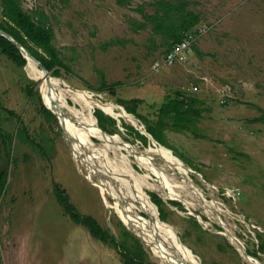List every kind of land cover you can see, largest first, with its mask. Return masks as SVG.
<instances>
[{
  "label": "rangeland",
  "instance_id": "obj_1",
  "mask_svg": "<svg viewBox=\"0 0 264 264\" xmlns=\"http://www.w3.org/2000/svg\"><path fill=\"white\" fill-rule=\"evenodd\" d=\"M128 1L22 3L30 13L38 9L49 16L54 43L71 68L70 72L62 70V76L54 80L111 103L113 115L139 132L136 127L145 131L140 126L144 123L125 112L115 98L142 99L141 113L151 118L153 107L177 92L196 94L206 101L207 109L198 123L199 133L205 137L167 133L168 142L194 167L151 139L145 145L122 123L119 126L117 122L119 128L111 134L141 151L166 148L182 162L180 168L178 161H168L156 151L151 156L161 173L144 177L142 188L165 200V222L202 264H252L214 225L220 219L240 244L252 251L259 247L258 234H264V122L253 121L263 114L259 108L264 110V0H188L189 9L201 16L194 29L200 35L196 37L192 31L183 39L191 46L186 63L176 62L159 71L154 70V63L168 49L167 39L155 35L151 25L133 29V20L143 21L141 9L153 13L157 0ZM194 44L203 56L192 48ZM27 69L0 54V128L14 136L13 157L17 159L16 166H9L8 188L0 197V264H124L115 248L74 223L57 201L55 182L65 188L81 213L94 216L122 238L119 223L123 220L112 196L102 189L87 155L74 143H79L74 134L69 128L64 133L60 119L46 118L37 99L32 100L28 86L32 81L36 82L35 90L40 91L41 86ZM102 79L121 82L115 86V95L88 89L86 83L97 87ZM98 107L93 106V113ZM21 123L40 146L21 141L16 134ZM65 135L73 137L72 142ZM0 150L1 171L6 166L1 141ZM130 160L138 172L148 174L133 155ZM192 185L199 193L192 192ZM170 200L181 202L184 209L171 205ZM210 203L213 211L207 206ZM196 214L209 222H202ZM139 237L150 250L151 259L160 264L158 252ZM259 252L258 259L264 263V253Z\"/></svg>",
  "mask_w": 264,
  "mask_h": 264
},
{
  "label": "trees",
  "instance_id": "obj_2",
  "mask_svg": "<svg viewBox=\"0 0 264 264\" xmlns=\"http://www.w3.org/2000/svg\"><path fill=\"white\" fill-rule=\"evenodd\" d=\"M121 4L129 3L128 0H119ZM2 21L0 28L14 36L16 40L21 42L26 48L34 54L52 73L53 79L55 76L61 77L62 70L70 72L71 68L65 63L62 52L57 48L54 43L55 31L49 22V16L41 10H35L33 13H28L22 7L21 0H0ZM154 12L147 13L141 9L143 21L133 20V29L135 31L147 29L150 25L155 35L162 34L166 39L168 49L173 44L182 41L186 34L195 31V27L201 20L200 14L195 13L189 9L188 0H157L154 4ZM196 30L195 33H198ZM107 43L106 46H109ZM192 48L200 55L203 56L197 45ZM0 54H4L16 65L24 67L27 63L26 58L21 54L19 48L13 44L8 38L0 34ZM29 68V64L27 65ZM33 85L28 86L29 94L33 101L37 99L41 107V113L50 120H56L55 115L44 104L38 89L35 90L36 82L32 81ZM89 90L97 93L109 92L115 95V86L121 85V82L108 83L102 79L99 86L86 83ZM43 95V94H42ZM49 99V98H47ZM46 99L47 104L54 110L53 105ZM116 103L125 107L128 113L134 114L139 118L146 127V130L160 143L172 149L179 158L184 160L191 167L193 162L188 159L184 154L175 149L167 140L168 132L184 133L190 132L195 137H205V134L199 133L198 123L206 111V101L196 94L187 95L185 92H177L175 95H170L163 101L159 107H153V117L144 116L141 113L142 99L125 100L121 97L115 98ZM263 114L254 119V122H264V110L259 108ZM55 111V110H54ZM95 115L98 119L99 125L106 130L109 134L118 130L117 120L121 123L122 118L114 119L110 115L104 113L101 109L95 110ZM122 125L130 129L136 137L141 140L145 145L148 144V138L141 134L134 127L122 122ZM114 128L115 130H112ZM68 129V128H67ZM69 132H71L68 129ZM17 136L21 141L29 143L33 146H40L30 137L26 125L19 126ZM73 138V137H72ZM13 139L12 134L5 133L0 128V141L5 149L6 166L0 171V197L2 193H6L9 180V166L17 165V159L13 157ZM76 144L77 142L73 140ZM1 151V150H0ZM200 171L198 168H196ZM54 193L56 195L59 205L63 208L64 213L70 219L88 229L90 234L103 242L110 245L120 254L124 264H159L158 261H153L150 256V250L146 247L145 243L122 222L119 223L122 232V238L118 239L117 236L108 228L103 227L100 222L92 215L81 213L77 206L72 202L69 193L65 188L57 182L54 183ZM152 201L158 206L160 216L164 221L168 220V212L166 211V202L156 192H149ZM169 203L173 206L184 209V205L175 200H170ZM195 224L200 226L199 222L194 218ZM216 227L220 228L218 225ZM259 247L257 250H249L250 254L261 258L258 251L264 253V234L259 233L257 236ZM231 246V245H230Z\"/></svg>",
  "mask_w": 264,
  "mask_h": 264
},
{
  "label": "bare ground",
  "instance_id": "obj_3",
  "mask_svg": "<svg viewBox=\"0 0 264 264\" xmlns=\"http://www.w3.org/2000/svg\"><path fill=\"white\" fill-rule=\"evenodd\" d=\"M28 64L27 71L41 86L39 89L42 91L46 105L49 107L46 102L49 98L47 100L53 105L55 111L51 109L62 122L64 130L69 128L74 134L79 142L76 145L80 144V149L87 155L102 189L112 196L119 216L133 232L141 236L158 252L160 264H202L192 249L188 248L189 251L182 245L173 227L162 220L159 208L152 201L149 193L142 188L144 183L141 181L144 177H148L152 172L161 173L157 171L158 168L151 156L155 155L156 151H160L161 156L168 161H178L171 154L169 155L170 150L163 148L141 151L117 134L102 132L92 111L93 106L102 107L108 114L113 115L114 105L95 99L87 93L63 87L52 79L51 76L54 75L45 72L32 56H28ZM94 138L99 139L100 142H95ZM69 139L72 142V138L69 137ZM131 155L136 158L140 167L147 170L148 174L142 175L135 169L130 160ZM180 162L178 161L177 165L181 168L183 164ZM162 180L166 183L165 178ZM193 191L194 194L199 193L196 186L192 185ZM169 196H173V192ZM207 206L210 207L209 210H212L211 203ZM228 231L231 242L241 248L240 241L230 230ZM156 240L157 245L154 244Z\"/></svg>",
  "mask_w": 264,
  "mask_h": 264
},
{
  "label": "water",
  "instance_id": "obj_4",
  "mask_svg": "<svg viewBox=\"0 0 264 264\" xmlns=\"http://www.w3.org/2000/svg\"><path fill=\"white\" fill-rule=\"evenodd\" d=\"M0 34L1 35H3V36H5L6 38H8L13 44H15L18 48H19V50L21 51V54L24 56V58H26L27 60H28V56H32L35 60H36V62H38V64H39V66L45 71V72H49L48 71V69H47V67L38 59V58H36L35 56H34V54H32V52H30L27 48H26V46H24L21 42H19L18 40H16L15 38H14V36H12L11 34H9L8 32H6L5 30H3L2 28H0ZM44 104H45V102H44ZM46 105V104H45ZM47 106V105H46ZM122 109H124L125 110V112H127L128 113V111L123 107V106H121V105H119ZM48 107V106H47ZM53 113H54V111L50 108V107H48ZM99 109H101V110H103L102 108H100V107H98ZM106 114H108L105 110H103ZM95 112V111H94ZM55 114V113H54ZM128 114H130V113H128ZM56 115V114H55ZM108 115H110V116H112L113 118H115L113 115H111V114H108ZM97 118V117H96ZM136 118V117H135ZM116 120H117V118H115ZM138 121H140L138 118H136ZM98 120V119H97ZM118 121V120H117ZM120 122L118 121V125L120 126ZM99 125V124H98ZM62 126V125H61ZM140 126H142L143 128H145L144 127V125H140ZM62 128H63V126H62ZM99 128L102 130V132H104V133H108L106 130H104L100 125H99ZM137 129H139L138 127H136ZM63 130H64V128H63ZM140 130V129H139ZM145 130V132H142L141 130H140V132L142 133V134H144L145 136H147L148 137V139H151V140H153V142H155V143H157V144H160L153 136H152V134H150L147 130H146V128L144 129ZM64 133H65V130H64ZM109 134V133H108ZM66 136V135H65ZM66 138H67V136H66ZM68 139V138H67ZM97 139V138H96ZM68 141H69V139H68ZM72 148V147H71ZM171 151H173V150H171ZM73 152V151H72ZM174 153V152H173ZM178 157V156H177ZM139 166V165H138ZM139 168H141L140 166H139ZM189 170L191 171V172H194L191 168H189ZM89 179H90V177H88ZM91 180V179H90ZM95 184V183H94ZM150 196V195H149ZM151 198V197H150ZM158 207V206H157ZM197 215V217L198 218H200L201 219V221L202 222H205V223H208L209 221H207L208 220V218H206V217H200L198 214H196ZM220 218V217H219ZM122 221V220H121ZM122 223L124 224V225H126L125 224V222H123L122 221ZM218 226L220 227V228H218V227H216V225H214V229L217 231V232H220V233H222V234H224L225 236H227L228 237V239L230 240V237H229V231L223 226V224L221 223V221H220V219H219V221H218ZM136 235V234H135ZM137 236V235H136ZM139 237V236H138ZM140 238V237H139ZM231 241V240H230ZM154 244L155 245H157L158 244V242H157V240L154 242ZM231 244L236 248V250L240 253V255L246 260V261H248V262H251L252 264H259V262H260V264H264L260 259H258L259 257H256V256H252L249 252H248V250H247V248H246V246L244 245V244H240L241 245V248H238L237 247V245H234L232 242H231ZM193 251V250H192Z\"/></svg>",
  "mask_w": 264,
  "mask_h": 264
},
{
  "label": "built area",
  "instance_id": "obj_5",
  "mask_svg": "<svg viewBox=\"0 0 264 264\" xmlns=\"http://www.w3.org/2000/svg\"><path fill=\"white\" fill-rule=\"evenodd\" d=\"M190 47L189 41L186 39L175 44L165 56L155 61L154 70L159 71L163 66H171L176 62L186 63Z\"/></svg>",
  "mask_w": 264,
  "mask_h": 264
},
{
  "label": "clouds",
  "instance_id": "obj_6",
  "mask_svg": "<svg viewBox=\"0 0 264 264\" xmlns=\"http://www.w3.org/2000/svg\"><path fill=\"white\" fill-rule=\"evenodd\" d=\"M21 3H22V0H21ZM22 7H23V3H22ZM23 8H24V7H23ZM24 10H25L26 12L30 13V11L26 10L25 8H24ZM36 10H38V9H36ZM33 12H34V11H33ZM33 12H32V13H33ZM194 35L197 37L198 35H200V32L195 33ZM182 41H183V40H182ZM182 41H180V42H182ZM177 43H179V42H177ZM177 43H175V44H177ZM175 44H173L172 47H173ZM172 47H171V48H172ZM171 48H170V49H171ZM170 49H169L167 52H165V54H164L163 56H165V55L170 51ZM190 49H191V47H190ZM189 51H190V50H189ZM163 56H162V57H163ZM162 57H160V58H162ZM160 58H159V59H160ZM26 60H27V59H26ZM27 62H28V60H27ZM26 65H27V63H26ZM26 65H25V67H26ZM48 71H49V70H48ZM49 72H50V71H49ZM196 89H198V88H196ZM39 92H40V94H41V91H39ZM41 97H42L43 104H44V99H43L42 94H41ZM45 104H46V103H45ZM45 104H44V105H45ZM117 104H118V103H117ZM118 105H120V104H118ZM45 106H46V105H45ZM121 106H122V105H121ZM46 107H47V106H46ZM123 107H124V106H123ZM47 108H48V107H47ZM124 108H125V107H124ZM48 109H49V108H48ZM98 109H99V108H98ZM49 110H50V109H49ZM94 111H95V110H94ZM102 111H103V110H102ZM103 112H104V111H103ZM94 113H95V112H94ZM104 113H105V112H104ZM130 114H131V113H130ZM132 115H133L134 117H136L134 114H132ZM95 116H96V115H95ZM56 117H57V116H56ZM111 117H112V116H111ZM136 118H137V117H136ZM57 119H58V118H57ZM114 119H115V118H114ZM138 119H139V118H138ZM139 120H140V119H139ZM117 122H118V121H117ZM140 122H142V121L140 120L139 123H140ZM121 123H122V122H121ZM98 124H99V122H98ZM142 125H144V124H142ZM144 127H145V125H144ZM145 128H146V127H145ZM147 138H148V137H147ZM171 150H172V149H171ZM176 156H177V155H176ZM180 159H181V158H180ZM237 236H238V235H237ZM256 239H257V238H256ZM243 243H244V242H243ZM244 245H245V243H244ZM248 252H249V251H248ZM249 253H250V252H249ZM259 253H260V252H259ZM251 255H252V254H251ZM258 255H259V254H258ZM253 256H255V255H253ZM256 257H257V256H256Z\"/></svg>",
  "mask_w": 264,
  "mask_h": 264
}]
</instances>
